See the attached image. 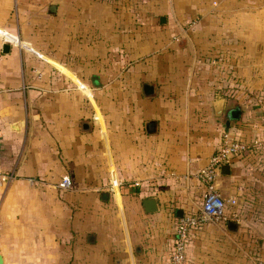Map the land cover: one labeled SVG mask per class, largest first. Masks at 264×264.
Masks as SVG:
<instances>
[{
	"label": "crops",
	"instance_id": "crops-1",
	"mask_svg": "<svg viewBox=\"0 0 264 264\" xmlns=\"http://www.w3.org/2000/svg\"><path fill=\"white\" fill-rule=\"evenodd\" d=\"M131 6L146 33L129 12L119 24ZM263 87L264 0H0V169L15 174L0 239L49 201L66 215L58 229L51 211L49 264H170L222 134L263 142L264 98L248 94ZM228 166L216 185L237 200V228H192L186 264H264V145Z\"/></svg>",
	"mask_w": 264,
	"mask_h": 264
},
{
	"label": "built area",
	"instance_id": "built-area-1",
	"mask_svg": "<svg viewBox=\"0 0 264 264\" xmlns=\"http://www.w3.org/2000/svg\"><path fill=\"white\" fill-rule=\"evenodd\" d=\"M262 143L260 140L245 142L232 138L227 132L222 134L219 148L210 156L207 165L196 174L203 188L200 209L195 213L183 215L177 221L170 264H186V240L192 228L207 223L224 224L230 220L240 219V212L236 208V198L223 197L217 188L216 179L223 165L229 164L232 158L244 154L251 148L264 145V140ZM14 179V172L0 169V184H8ZM60 187L70 188V179L64 177Z\"/></svg>",
	"mask_w": 264,
	"mask_h": 264
},
{
	"label": "rangeland",
	"instance_id": "rangeland-1",
	"mask_svg": "<svg viewBox=\"0 0 264 264\" xmlns=\"http://www.w3.org/2000/svg\"><path fill=\"white\" fill-rule=\"evenodd\" d=\"M145 1L146 0H137V2H140V4L144 3ZM128 12L135 17L136 22L139 25L137 26V33L138 34L146 33L145 32L146 26L144 23L146 16L144 15L145 11L143 10V7H137L136 9H134L131 6L129 11L125 10V12L124 9L121 8L119 24H126V22L129 20V17H125L124 15L126 14L128 16L129 15ZM154 13L155 12L153 11V14ZM121 29L123 30L124 27L122 26ZM122 32L128 34V29H125ZM245 94L247 93L243 92V95ZM248 94L251 98L254 97L253 98V100H255L254 102L256 101L260 102L264 98V87L260 88L257 91L249 90ZM231 95H233L231 97H234L235 93H231ZM3 188L4 186L0 185V196L6 193V189ZM38 209L40 211L41 217L38 220V223H35V227L23 228L21 229V234H18L19 229H15V232H10L9 234L10 236H6L7 234H4L1 237L0 250L3 249L9 264H14V263L29 264L32 262V260L34 261L33 257H35L37 260V258H42V256L45 257L46 264H49V260L52 256V253H50L49 255L47 252L45 253V250H47L48 246L52 244V242L54 241L53 233H49V229H48L51 226V224H53L54 222V218H52L51 216V211L55 210V212H57L56 221L58 223V229L64 227V222L66 221V215L63 206H61V204H58L56 206V204H53L49 201L40 202V208H38V204H36L35 210ZM25 213H26V220L32 221L30 207L25 208ZM57 238L59 240L58 249L60 250L61 255H63L65 254L64 252L65 245H64V241H60L63 238L60 232L58 233ZM36 248L37 249L39 248L38 252L36 251ZM36 260L34 262H36ZM58 264H64V258L60 257V259H58Z\"/></svg>",
	"mask_w": 264,
	"mask_h": 264
},
{
	"label": "water",
	"instance_id": "water-1",
	"mask_svg": "<svg viewBox=\"0 0 264 264\" xmlns=\"http://www.w3.org/2000/svg\"><path fill=\"white\" fill-rule=\"evenodd\" d=\"M223 102H224V98H222L220 100L219 106L216 109L217 115H220L222 112V103ZM224 169L227 171L229 170L228 164L222 166V168H221L222 173H224ZM144 205H145L146 211H148V212H153V211H156L158 209L157 200L155 198H148L147 200L144 201ZM226 225L229 228V230H232V231H235L237 228V223L234 221H227ZM0 264H3V257L1 254H0Z\"/></svg>",
	"mask_w": 264,
	"mask_h": 264
},
{
	"label": "flooded vegetation",
	"instance_id": "flooded-vegetation-1",
	"mask_svg": "<svg viewBox=\"0 0 264 264\" xmlns=\"http://www.w3.org/2000/svg\"><path fill=\"white\" fill-rule=\"evenodd\" d=\"M233 114H235V113H233Z\"/></svg>",
	"mask_w": 264,
	"mask_h": 264
}]
</instances>
